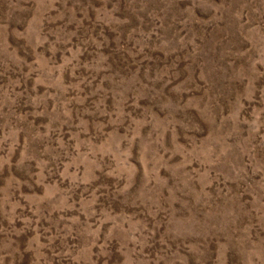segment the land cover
Here are the masks:
<instances>
[{
    "label": "rangeland",
    "instance_id": "rangeland-1",
    "mask_svg": "<svg viewBox=\"0 0 264 264\" xmlns=\"http://www.w3.org/2000/svg\"><path fill=\"white\" fill-rule=\"evenodd\" d=\"M0 264H264V0H0Z\"/></svg>",
    "mask_w": 264,
    "mask_h": 264
}]
</instances>
